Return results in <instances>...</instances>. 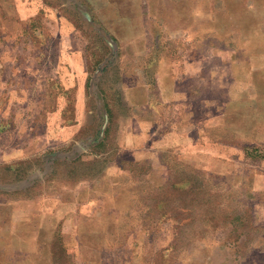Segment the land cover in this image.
<instances>
[{
    "label": "rangeland",
    "instance_id": "rangeland-1",
    "mask_svg": "<svg viewBox=\"0 0 264 264\" xmlns=\"http://www.w3.org/2000/svg\"><path fill=\"white\" fill-rule=\"evenodd\" d=\"M13 1L0 4L6 18L0 27L23 31L16 39L22 56L32 60V73L20 105L29 107L27 124L43 147L15 164H0V200L114 187L117 260L239 264L260 234L241 191L264 170V137L262 143L247 138L232 156L170 148L159 156L164 166L157 165L156 151L148 161L127 151L134 109L124 73L136 63L173 59L175 47L190 42L174 37L173 0L154 2L143 17L140 6L125 0ZM194 42L206 40L196 36Z\"/></svg>",
    "mask_w": 264,
    "mask_h": 264
},
{
    "label": "crops",
    "instance_id": "crops-1",
    "mask_svg": "<svg viewBox=\"0 0 264 264\" xmlns=\"http://www.w3.org/2000/svg\"><path fill=\"white\" fill-rule=\"evenodd\" d=\"M164 1L124 4L140 6L143 17L151 4ZM173 2L179 22L174 37L190 42L175 47L173 59L136 63L124 73L134 109L126 130L131 158L148 161L156 151L157 165L164 166L159 156L170 148L232 156L247 138L262 143L264 0H188V9L184 0ZM0 18L6 19L3 7ZM22 35L20 29L0 27V164H15L43 147L27 124L29 107L20 105L32 73L31 58L19 51L16 38ZM196 36L206 43L195 44ZM247 180L241 196L260 234L239 264H264V170ZM109 181L113 186L114 177ZM113 191L78 187L36 199L0 200V264H131L117 260L111 247L118 196Z\"/></svg>",
    "mask_w": 264,
    "mask_h": 264
}]
</instances>
